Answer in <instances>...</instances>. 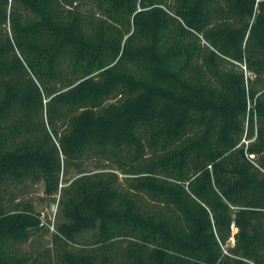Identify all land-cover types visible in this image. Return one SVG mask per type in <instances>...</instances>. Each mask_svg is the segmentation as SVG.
I'll return each mask as SVG.
<instances>
[{"label":"trees","instance_id":"16d2710c","mask_svg":"<svg viewBox=\"0 0 264 264\" xmlns=\"http://www.w3.org/2000/svg\"><path fill=\"white\" fill-rule=\"evenodd\" d=\"M0 264H264V0H0Z\"/></svg>","mask_w":264,"mask_h":264},{"label":"rangeland","instance_id":"374dc122","mask_svg":"<svg viewBox=\"0 0 264 264\" xmlns=\"http://www.w3.org/2000/svg\"><path fill=\"white\" fill-rule=\"evenodd\" d=\"M97 164H100V163L96 162L95 160H86L83 164V167L86 168L87 170H92L96 168ZM99 168L106 170V171L111 170L110 167L107 166V164H103ZM76 173L77 172L75 168L69 167L68 169H66L63 177L64 179L67 177H73L76 175ZM118 174L120 175V177H124V178L127 176L126 174L120 171L118 172ZM44 189H45L44 183L40 182L36 185H33L30 191L24 197H21V198H23V200L32 202L38 211L43 212L44 221L47 223H50L51 226L54 225V223L56 222L54 225L56 226V224L58 223V217H59L57 201L46 198ZM83 239H90L91 241L92 239L91 233L87 232L84 236H82V240ZM49 240H50V235H46L42 237V242L44 243L49 242ZM29 248L30 246L28 243L23 246V249L25 250Z\"/></svg>","mask_w":264,"mask_h":264},{"label":"built area","instance_id":"2783aa9c","mask_svg":"<svg viewBox=\"0 0 264 264\" xmlns=\"http://www.w3.org/2000/svg\"><path fill=\"white\" fill-rule=\"evenodd\" d=\"M51 228L54 229V226L52 225Z\"/></svg>","mask_w":264,"mask_h":264}]
</instances>
